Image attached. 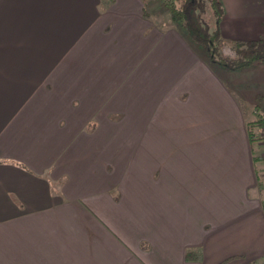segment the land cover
Returning <instances> with one entry per match:
<instances>
[{"label": "crops", "instance_id": "crops-1", "mask_svg": "<svg viewBox=\"0 0 264 264\" xmlns=\"http://www.w3.org/2000/svg\"><path fill=\"white\" fill-rule=\"evenodd\" d=\"M221 1L225 39L264 37V0ZM145 10L0 0V264H264L248 120Z\"/></svg>", "mask_w": 264, "mask_h": 264}, {"label": "trees", "instance_id": "trees-1", "mask_svg": "<svg viewBox=\"0 0 264 264\" xmlns=\"http://www.w3.org/2000/svg\"><path fill=\"white\" fill-rule=\"evenodd\" d=\"M146 5L147 0H142ZM170 15V21L181 25L190 43L200 47L207 61L225 70H237L252 64L264 63V37L249 41L225 39L220 31L224 16L221 0H158ZM148 17L149 12L144 11ZM212 18L210 22L208 19ZM254 121L246 123L250 142L259 139L256 129L264 128V116L257 112ZM259 116V117H258ZM187 252L186 259H193Z\"/></svg>", "mask_w": 264, "mask_h": 264}, {"label": "rangeland", "instance_id": "rangeland-1", "mask_svg": "<svg viewBox=\"0 0 264 264\" xmlns=\"http://www.w3.org/2000/svg\"><path fill=\"white\" fill-rule=\"evenodd\" d=\"M110 1L111 0H107L108 3ZM146 3L145 9L149 11L150 16L154 17V19H162L166 24L172 25L170 22V15L165 9H163L158 0H147ZM208 20L211 22L212 18H209ZM195 49L196 53L203 57V50L197 46ZM206 64L221 84L226 86L229 92L233 94L235 101H237L238 106L248 122L257 118L255 112L264 116V63L252 64L237 70H225L220 66L212 65L209 62ZM262 130L264 129L255 130L259 135V139L254 142H257L258 145L260 143V132ZM256 149L258 153H263L264 146H256L255 150ZM262 158L264 159V157ZM259 163L260 160H256L257 166Z\"/></svg>", "mask_w": 264, "mask_h": 264}, {"label": "built area", "instance_id": "built-area-1", "mask_svg": "<svg viewBox=\"0 0 264 264\" xmlns=\"http://www.w3.org/2000/svg\"><path fill=\"white\" fill-rule=\"evenodd\" d=\"M264 129V128H263ZM260 136H261V139H260V143H259V146H264V130H262L261 132H260ZM261 155H262V157H264V151H263V153L261 152ZM263 262H264V256H263Z\"/></svg>", "mask_w": 264, "mask_h": 264}]
</instances>
